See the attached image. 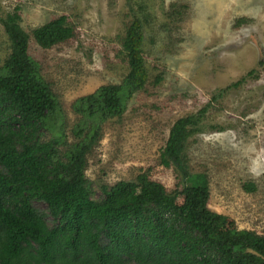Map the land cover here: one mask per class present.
<instances>
[{
  "label": "rangeland",
  "instance_id": "374dc122",
  "mask_svg": "<svg viewBox=\"0 0 264 264\" xmlns=\"http://www.w3.org/2000/svg\"><path fill=\"white\" fill-rule=\"evenodd\" d=\"M16 8L30 35L61 16L75 30L50 49L33 38L29 48L62 105L68 136L79 119L74 103L127 76L124 39L135 18L143 23L149 80L102 125L87 156L94 199L100 185L144 173L175 190L180 174L161 164V153L178 120L199 116L185 154L191 173L208 176L209 209L228 217L225 232L264 236V0H0V18ZM10 54L0 21V67Z\"/></svg>",
  "mask_w": 264,
  "mask_h": 264
},
{
  "label": "trees",
  "instance_id": "16d2710c",
  "mask_svg": "<svg viewBox=\"0 0 264 264\" xmlns=\"http://www.w3.org/2000/svg\"><path fill=\"white\" fill-rule=\"evenodd\" d=\"M20 20V8L0 18L11 43L0 67V264H264V236L225 232L228 217L208 207V176L188 169L187 141L199 116L178 120L161 153V164L180 174L175 190L144 173L100 185L94 199L87 156L102 125L121 116L149 80L142 21L135 18L124 39L127 76L74 103L79 119L68 136L62 105L29 48L31 38L50 49L75 30L61 16L30 35Z\"/></svg>",
  "mask_w": 264,
  "mask_h": 264
}]
</instances>
